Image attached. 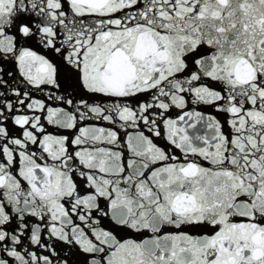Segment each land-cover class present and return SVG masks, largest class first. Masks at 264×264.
<instances>
[{"label":"snow or ice","instance_id":"1","mask_svg":"<svg viewBox=\"0 0 264 264\" xmlns=\"http://www.w3.org/2000/svg\"><path fill=\"white\" fill-rule=\"evenodd\" d=\"M0 264H264V0H0Z\"/></svg>","mask_w":264,"mask_h":264}]
</instances>
